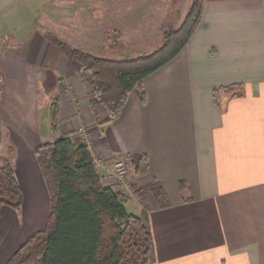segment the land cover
<instances>
[{"label": "crops", "instance_id": "crops-1", "mask_svg": "<svg viewBox=\"0 0 264 264\" xmlns=\"http://www.w3.org/2000/svg\"><path fill=\"white\" fill-rule=\"evenodd\" d=\"M40 2L0 0V153L12 149L23 193L18 209L0 208V264L45 227L50 197L34 149L62 134L89 144L102 183L126 195L129 212L146 210L150 264H264V0H203L187 43L143 79L144 100L131 90L111 120L81 65L36 26ZM19 6L28 13H18ZM144 30L141 42L150 45L154 31ZM122 32L124 43L100 36V52L89 51L141 54L130 50L139 49L133 32ZM47 70L56 77L55 130L48 86L40 92ZM228 85L234 87L217 90L215 102L214 89ZM144 153L148 171L137 174ZM119 160L127 166L126 186L117 178ZM155 187L168 205L158 203Z\"/></svg>", "mask_w": 264, "mask_h": 264}, {"label": "trees", "instance_id": "trees-1", "mask_svg": "<svg viewBox=\"0 0 264 264\" xmlns=\"http://www.w3.org/2000/svg\"><path fill=\"white\" fill-rule=\"evenodd\" d=\"M203 0H190L176 27L163 31L162 43L151 52L116 58L71 46L55 34L44 37L70 60L77 61L87 76L93 95L115 118L129 92L137 90L144 100L143 79L171 60L187 43L201 19ZM119 34V33H118ZM116 38H120V35ZM45 81L52 90L56 77L49 70ZM46 77V78H47ZM234 85L214 89L229 92ZM235 95V93H233ZM51 128L58 124V98L49 107ZM47 186L50 207L45 227L31 233L4 264H150L153 240L146 210L139 214L126 209L127 197L102 183L95 156L85 141L75 142L70 134L43 141L34 149ZM12 149L0 163V208L18 209L23 193L11 162ZM137 174L148 171L146 154L134 167ZM181 182V187L184 188ZM154 197L161 206L169 200L161 187Z\"/></svg>", "mask_w": 264, "mask_h": 264}, {"label": "rangeland", "instance_id": "rangeland-1", "mask_svg": "<svg viewBox=\"0 0 264 264\" xmlns=\"http://www.w3.org/2000/svg\"><path fill=\"white\" fill-rule=\"evenodd\" d=\"M39 1L41 2L38 4V14L35 18L36 26L55 34L71 46L82 47L85 50L88 49L87 51L100 52L98 49L97 51L94 49L95 38H98L99 42L103 40L104 42H111V44L114 41L120 43L123 42L122 30L129 29L133 32L135 39L138 40L136 45L139 44V49L132 50L133 47H131L130 50L134 53L141 52L143 54L151 52L162 43L163 30L170 26L176 27L181 23L190 3V0ZM19 5L21 6L22 3ZM20 6L18 13L21 11L27 14L28 9ZM97 29H100V31L102 29V33ZM144 29L154 31L153 39L155 40L150 45L141 42L147 37ZM143 31L145 32L143 33ZM117 34L120 35V38H116ZM150 40H152L151 37ZM154 42L159 45L153 47ZM43 84L45 89L40 90L42 96L44 90H47L45 81ZM54 90V88L48 90L49 102L52 96L56 95ZM48 91H45V93ZM5 157H8V151L5 154L0 153V163Z\"/></svg>", "mask_w": 264, "mask_h": 264}, {"label": "built area", "instance_id": "built-area-1", "mask_svg": "<svg viewBox=\"0 0 264 264\" xmlns=\"http://www.w3.org/2000/svg\"><path fill=\"white\" fill-rule=\"evenodd\" d=\"M79 136L81 138L84 137V130L83 128L79 129ZM82 141V140H81ZM115 170L117 173V178L120 183L124 184L126 186V166L122 160L115 162ZM128 191L132 194H136V190L132 185L127 184Z\"/></svg>", "mask_w": 264, "mask_h": 264}]
</instances>
